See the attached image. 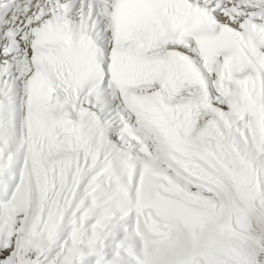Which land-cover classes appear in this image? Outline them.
Returning <instances> with one entry per match:
<instances>
[{
	"label": "snow or ice",
	"instance_id": "6c2138e0",
	"mask_svg": "<svg viewBox=\"0 0 264 264\" xmlns=\"http://www.w3.org/2000/svg\"><path fill=\"white\" fill-rule=\"evenodd\" d=\"M0 264H264V0H0Z\"/></svg>",
	"mask_w": 264,
	"mask_h": 264
}]
</instances>
